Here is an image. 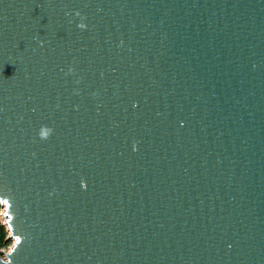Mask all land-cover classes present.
<instances>
[{
	"label": "water",
	"instance_id": "95a60500",
	"mask_svg": "<svg viewBox=\"0 0 264 264\" xmlns=\"http://www.w3.org/2000/svg\"><path fill=\"white\" fill-rule=\"evenodd\" d=\"M0 203V264H264V0H0Z\"/></svg>",
	"mask_w": 264,
	"mask_h": 264
},
{
	"label": "trees",
	"instance_id": "16d2710c",
	"mask_svg": "<svg viewBox=\"0 0 264 264\" xmlns=\"http://www.w3.org/2000/svg\"><path fill=\"white\" fill-rule=\"evenodd\" d=\"M7 230L6 227L0 223V248L7 245V241L5 240L7 237Z\"/></svg>",
	"mask_w": 264,
	"mask_h": 264
},
{
	"label": "rangeland",
	"instance_id": "374dc122",
	"mask_svg": "<svg viewBox=\"0 0 264 264\" xmlns=\"http://www.w3.org/2000/svg\"><path fill=\"white\" fill-rule=\"evenodd\" d=\"M5 227H6V225H5ZM6 229H7V227H6ZM7 232H8V230H7ZM7 236H8V234H7ZM9 248H10V239L7 241V245L6 246L0 248V252L3 251V250L4 251H8Z\"/></svg>",
	"mask_w": 264,
	"mask_h": 264
},
{
	"label": "built area",
	"instance_id": "2783aa9c",
	"mask_svg": "<svg viewBox=\"0 0 264 264\" xmlns=\"http://www.w3.org/2000/svg\"><path fill=\"white\" fill-rule=\"evenodd\" d=\"M5 218V216L4 215H1V203H0V223L1 224H3L4 226H5V224H4V219ZM7 230V229H6ZM4 251V250H3ZM5 252V251H4Z\"/></svg>",
	"mask_w": 264,
	"mask_h": 264
},
{
	"label": "snow or ice",
	"instance_id": "6c2138e0",
	"mask_svg": "<svg viewBox=\"0 0 264 264\" xmlns=\"http://www.w3.org/2000/svg\"><path fill=\"white\" fill-rule=\"evenodd\" d=\"M3 203H4L5 205H8V204H9V201H8V200H3ZM17 239H19V238H17Z\"/></svg>",
	"mask_w": 264,
	"mask_h": 264
},
{
	"label": "bare ground",
	"instance_id": "6f19581e",
	"mask_svg": "<svg viewBox=\"0 0 264 264\" xmlns=\"http://www.w3.org/2000/svg\"><path fill=\"white\" fill-rule=\"evenodd\" d=\"M5 219V218H4Z\"/></svg>",
	"mask_w": 264,
	"mask_h": 264
}]
</instances>
